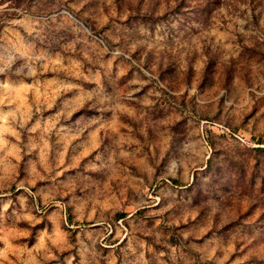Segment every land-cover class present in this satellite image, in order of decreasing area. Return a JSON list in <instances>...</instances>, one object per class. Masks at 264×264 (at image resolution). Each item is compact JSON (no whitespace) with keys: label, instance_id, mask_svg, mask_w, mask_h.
<instances>
[{"label":"rangeland","instance_id":"1","mask_svg":"<svg viewBox=\"0 0 264 264\" xmlns=\"http://www.w3.org/2000/svg\"><path fill=\"white\" fill-rule=\"evenodd\" d=\"M0 264H264V0H0Z\"/></svg>","mask_w":264,"mask_h":264}]
</instances>
